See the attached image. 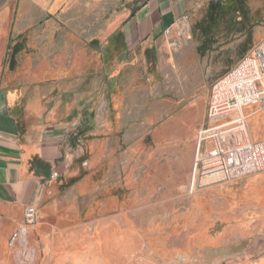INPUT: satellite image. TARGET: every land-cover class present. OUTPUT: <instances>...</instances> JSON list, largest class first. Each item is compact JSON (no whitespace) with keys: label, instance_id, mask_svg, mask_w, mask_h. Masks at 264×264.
Returning a JSON list of instances; mask_svg holds the SVG:
<instances>
[{"label":"rangeland","instance_id":"1","mask_svg":"<svg viewBox=\"0 0 264 264\" xmlns=\"http://www.w3.org/2000/svg\"><path fill=\"white\" fill-rule=\"evenodd\" d=\"M144 1L111 0L105 9L103 2H82L81 24L59 26L60 34L70 33L65 39L12 42L0 82L20 84L19 92L42 83L52 98L48 106H17L26 130L57 107L60 54L79 50L82 64L99 67L105 34ZM198 3L180 39L149 42L155 47L144 62L140 51L130 52L112 94L97 93L91 126L82 127L81 118L73 134L82 155L60 166L36 224L11 240L0 264H219L217 256L248 264L261 254L264 224L241 223L264 194V179L249 180L264 171L191 193L195 149L186 172L168 148L208 124L213 83L264 35V0ZM244 114L251 137L263 139L264 108ZM221 242L225 255L217 250Z\"/></svg>","mask_w":264,"mask_h":264},{"label":"crops","instance_id":"2","mask_svg":"<svg viewBox=\"0 0 264 264\" xmlns=\"http://www.w3.org/2000/svg\"><path fill=\"white\" fill-rule=\"evenodd\" d=\"M98 1L103 2L104 9L107 3L111 4V0H0V74L9 58L13 41H29L35 37L63 40L70 33L66 36L60 34L59 26L80 25L82 2L85 3L84 7H90L91 3L96 7ZM199 1L145 0L137 11L118 18V26L105 34L102 64L99 67L82 64L79 50L74 51L70 58L60 54L57 107L27 130L18 115L17 106L33 102L48 106L52 102L50 86L41 83L26 86L23 92H19L15 90L20 84L11 82L4 85L0 82V254L6 251L13 233L24 222L26 208L30 205L39 208L48 199L50 184L56 178L52 177L53 171H58L63 163L73 162L82 155L80 148L72 145L75 142L73 134L81 118L82 127L91 126L95 113L90 105L96 104L93 99H96L97 93L106 89L109 96L112 94L117 80L121 79L118 75L129 67L126 64L130 52L140 51L144 62L146 49L155 47L150 46L149 42L165 38L180 39L184 30L180 27V21L183 18L188 22ZM108 24L113 25L112 19ZM43 26L46 31L34 33ZM78 36L77 33L72 35ZM44 70L48 71L47 67ZM42 71L41 68L37 72ZM81 73L86 75L82 76ZM190 133L191 137L168 148L173 149L175 158L185 164L186 172L195 149V133ZM256 179H264V176L249 181ZM254 199L257 206L248 211L246 220L241 223L244 226L264 224V194H258ZM22 238L24 236L17 239ZM225 245V242H221L217 247L222 255H225ZM260 252L258 257L248 259V264H264V248ZM215 260L219 264H238L236 259L230 263L222 256H217Z\"/></svg>","mask_w":264,"mask_h":264},{"label":"built area","instance_id":"3","mask_svg":"<svg viewBox=\"0 0 264 264\" xmlns=\"http://www.w3.org/2000/svg\"><path fill=\"white\" fill-rule=\"evenodd\" d=\"M181 29L186 28L182 18ZM264 108V35L211 87L208 124L196 130L195 156L189 191L264 171V138L253 139L244 110ZM53 171L52 177H57ZM38 220V209L30 205L24 222L12 235L26 236Z\"/></svg>","mask_w":264,"mask_h":264},{"label":"trees","instance_id":"4","mask_svg":"<svg viewBox=\"0 0 264 264\" xmlns=\"http://www.w3.org/2000/svg\"><path fill=\"white\" fill-rule=\"evenodd\" d=\"M153 51H154V47L147 48V49H146V55L149 56V54H150L151 52H153Z\"/></svg>","mask_w":264,"mask_h":264},{"label":"bare ground","instance_id":"5","mask_svg":"<svg viewBox=\"0 0 264 264\" xmlns=\"http://www.w3.org/2000/svg\"><path fill=\"white\" fill-rule=\"evenodd\" d=\"M19 236H17V238H18Z\"/></svg>","mask_w":264,"mask_h":264}]
</instances>
